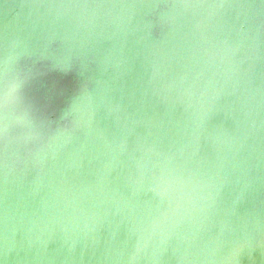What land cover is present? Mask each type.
I'll list each match as a JSON object with an SVG mask.
<instances>
[{
    "label": "water",
    "instance_id": "1",
    "mask_svg": "<svg viewBox=\"0 0 264 264\" xmlns=\"http://www.w3.org/2000/svg\"><path fill=\"white\" fill-rule=\"evenodd\" d=\"M0 264H264V0H0Z\"/></svg>",
    "mask_w": 264,
    "mask_h": 264
}]
</instances>
